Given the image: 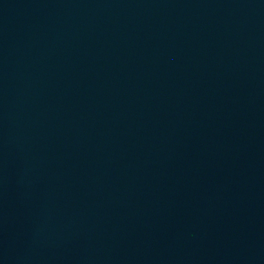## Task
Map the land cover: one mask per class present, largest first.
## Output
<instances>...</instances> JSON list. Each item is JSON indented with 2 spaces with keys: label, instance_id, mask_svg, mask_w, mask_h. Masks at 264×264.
<instances>
[{
  "label": "water",
  "instance_id": "obj_1",
  "mask_svg": "<svg viewBox=\"0 0 264 264\" xmlns=\"http://www.w3.org/2000/svg\"><path fill=\"white\" fill-rule=\"evenodd\" d=\"M0 264H264V0H0Z\"/></svg>",
  "mask_w": 264,
  "mask_h": 264
}]
</instances>
